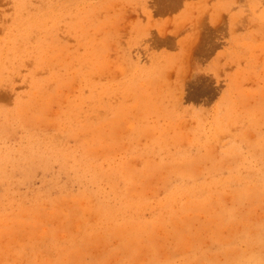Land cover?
Instances as JSON below:
<instances>
[{
	"label": "rangeland",
	"instance_id": "374dc122",
	"mask_svg": "<svg viewBox=\"0 0 264 264\" xmlns=\"http://www.w3.org/2000/svg\"><path fill=\"white\" fill-rule=\"evenodd\" d=\"M0 264H264V0H0Z\"/></svg>",
	"mask_w": 264,
	"mask_h": 264
},
{
	"label": "bare ground",
	"instance_id": "6f19581e",
	"mask_svg": "<svg viewBox=\"0 0 264 264\" xmlns=\"http://www.w3.org/2000/svg\"><path fill=\"white\" fill-rule=\"evenodd\" d=\"M102 153V152H101Z\"/></svg>",
	"mask_w": 264,
	"mask_h": 264
}]
</instances>
